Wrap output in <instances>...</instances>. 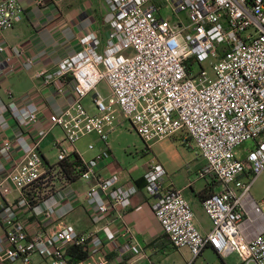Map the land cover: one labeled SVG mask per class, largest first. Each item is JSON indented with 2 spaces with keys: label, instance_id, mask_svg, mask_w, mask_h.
I'll list each match as a JSON object with an SVG mask.
<instances>
[{
  "label": "built area",
  "instance_id": "2783aa9c",
  "mask_svg": "<svg viewBox=\"0 0 264 264\" xmlns=\"http://www.w3.org/2000/svg\"><path fill=\"white\" fill-rule=\"evenodd\" d=\"M104 2L114 13L104 48L101 51L92 33L70 60L68 72L77 99L54 120L64 132V139L54 144L58 163L73 155L75 144L89 134L108 140L106 129L114 125V106L145 142L185 133L207 162L200 176L215 177L221 188L202 202L212 223L204 235L183 189L164 192V168L149 166L146 188L157 198L153 210L171 244L190 251L188 264H194L208 248L223 259L237 256L236 264H264V199L259 201L252 193L264 175V0ZM167 5L174 14L186 12L190 24L163 18L161 11ZM24 11L19 0H1L0 31L21 23ZM4 49L0 47L1 52ZM205 62L213 78L203 67ZM9 66L14 70L16 64ZM38 76L46 82L52 78L46 71ZM101 81L107 82L111 95L106 100L96 94L98 113L90 114L83 101ZM39 110L29 102L15 106L12 115L20 125L36 124ZM16 144L24 158L8 177L20 197L2 202L7 246L0 262L33 264L37 258L39 264H72L68 250L76 246L89 250L90 257L82 264H110L109 251L99 237L71 224L32 233L20 220L18 210L29 207L26 191L42 184V196H47L69 181L59 167L45 165L40 142L30 145L20 137ZM13 145L4 141L0 158L9 155ZM103 159L99 155L82 160L84 167H77L80 180L88 184L86 204L100 215L112 205L128 208L138 192L135 184L117 186L115 179L98 174ZM1 191L7 193L2 179ZM55 213L51 206L43 217L53 218Z\"/></svg>",
  "mask_w": 264,
  "mask_h": 264
},
{
  "label": "crops",
  "instance_id": "0c3cea01",
  "mask_svg": "<svg viewBox=\"0 0 264 264\" xmlns=\"http://www.w3.org/2000/svg\"><path fill=\"white\" fill-rule=\"evenodd\" d=\"M19 2L25 9L22 22L12 29L0 31V47L5 48L0 51V148L7 140L14 144L11 153L0 158V179L7 192H0V212L2 202L16 201L20 197V192L8 177L24 158V152L16 144L17 138L23 137L30 145L40 142L39 151L45 165L48 168L57 165L54 144L64 139V132L54 124V120L77 99L74 79L68 72L70 60L92 33L98 37L102 51L114 18L113 10L106 6L104 0L86 3L77 9L63 7L58 0ZM9 63L16 64L14 70L10 69ZM42 71L52 75L49 82L38 76ZM29 102L39 106V121L20 125L13 117L12 110ZM106 130L109 133L106 142L97 133L89 134L75 144L73 154L85 162L102 155L104 159L99 162L98 174L106 179H115L117 186L137 185L138 192L133 196L131 206L122 208L112 205L106 214L100 215L95 208L87 206L85 192L88 184L79 180L60 184L39 203L18 210L20 220L32 233H44L71 224L80 232L99 237L103 241V249L109 251L107 259L110 264H167V261L171 264H188L192 258L190 251L174 247L155 216L153 205L157 198L148 192L145 181L150 165L141 168L137 176L123 167L121 171L116 170L114 143L119 137V130L115 125ZM183 134L185 141L193 142ZM91 145L93 149H90ZM211 181L206 180L200 187L190 180L181 186L175 182L170 185L162 182L164 192L183 189L194 210L196 226L204 235L210 232L212 223L203 210L200 193ZM218 191L220 189L216 188L215 192ZM262 199L264 194L257 200ZM51 206L55 209V216L44 219V211ZM6 246L0 213V254ZM210 251L213 249L205 250ZM231 257L224 259V264L239 261L236 256V261L231 263Z\"/></svg>",
  "mask_w": 264,
  "mask_h": 264
},
{
  "label": "rangeland",
  "instance_id": "374dc122",
  "mask_svg": "<svg viewBox=\"0 0 264 264\" xmlns=\"http://www.w3.org/2000/svg\"><path fill=\"white\" fill-rule=\"evenodd\" d=\"M96 0H58L61 6H68L71 9L85 5L86 3H95ZM162 1V0H159ZM160 3V2H159ZM163 18L170 20L172 23L182 20L185 24H190L186 12L174 14L170 5L164 7L161 11ZM203 67L208 72L211 78L214 77L209 62H205ZM100 94L103 98L108 100L111 95L110 88L106 81H101L97 89L91 93L83 101V105L90 114L98 113L97 108L94 106V95ZM113 124L119 130V137L114 143V156L116 162L114 168L121 171H132L134 175H139V171L146 164H159L164 170L163 184H175L181 186L184 183L195 181V186L200 187L206 180L211 181V177L207 176L206 179L200 177L201 172L205 170L207 162L201 156L200 151L196 148L194 142L185 141L179 133L171 138L164 140L145 142L139 134L132 128L131 123L123 116L120 109L116 106L112 110ZM123 167V168H122ZM221 187H218L220 189ZM252 193L256 199L264 194V175L255 183ZM236 261V256L230 258V262ZM167 264H171L167 261ZM39 259H35L33 264H39ZM17 264H22L21 262ZM165 264V263H161ZM195 264V263H194ZM196 264H224L221 257L213 251L204 252L196 261Z\"/></svg>",
  "mask_w": 264,
  "mask_h": 264
},
{
  "label": "trees",
  "instance_id": "16d2710c",
  "mask_svg": "<svg viewBox=\"0 0 264 264\" xmlns=\"http://www.w3.org/2000/svg\"><path fill=\"white\" fill-rule=\"evenodd\" d=\"M78 166L84 167L81 157L78 156L77 154H73L69 156L66 160L57 163L56 165V167H59L61 169V172L65 175L66 179L70 183H75L79 181L81 178V172L77 170ZM41 185L38 186L37 188H33L26 191L29 207H32L33 205L39 203L42 199L46 197V196H42L43 188L41 189ZM218 187H220V182L217 181L215 177H212L211 184L207 186L202 191V193H200V197L204 201L207 197L212 195L215 192V189ZM68 257L72 264H79L81 262H85L86 260H88L90 257V253L87 248L73 246L68 250ZM221 259L222 261L224 260L222 257Z\"/></svg>",
  "mask_w": 264,
  "mask_h": 264
}]
</instances>
